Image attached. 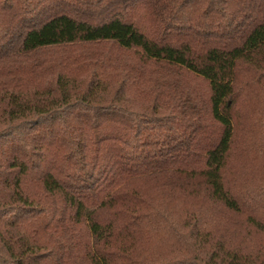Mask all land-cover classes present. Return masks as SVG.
I'll return each instance as SVG.
<instances>
[{
	"label": "trees",
	"instance_id": "16d2710c",
	"mask_svg": "<svg viewBox=\"0 0 264 264\" xmlns=\"http://www.w3.org/2000/svg\"><path fill=\"white\" fill-rule=\"evenodd\" d=\"M0 264H264V0H0Z\"/></svg>",
	"mask_w": 264,
	"mask_h": 264
},
{
	"label": "rangeland",
	"instance_id": "374dc122",
	"mask_svg": "<svg viewBox=\"0 0 264 264\" xmlns=\"http://www.w3.org/2000/svg\"><path fill=\"white\" fill-rule=\"evenodd\" d=\"M258 169H259V166H258V167L254 166V167H253V170H252L251 172H253L254 175H257V176H258V174H257ZM249 173H250V172H249Z\"/></svg>",
	"mask_w": 264,
	"mask_h": 264
}]
</instances>
